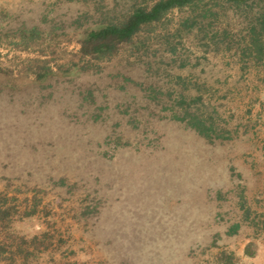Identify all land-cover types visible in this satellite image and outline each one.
<instances>
[{
  "label": "rangeland",
  "instance_id": "1",
  "mask_svg": "<svg viewBox=\"0 0 264 264\" xmlns=\"http://www.w3.org/2000/svg\"><path fill=\"white\" fill-rule=\"evenodd\" d=\"M133 1L0 0V264H264V0L83 47Z\"/></svg>",
  "mask_w": 264,
  "mask_h": 264
},
{
  "label": "trees",
  "instance_id": "2",
  "mask_svg": "<svg viewBox=\"0 0 264 264\" xmlns=\"http://www.w3.org/2000/svg\"><path fill=\"white\" fill-rule=\"evenodd\" d=\"M248 0H135L124 18L116 23L92 30L83 42L87 50L105 56L113 53L116 48L133 36L144 26L157 22L174 9H189L199 15L212 13V6L217 3L227 4L234 8L251 7ZM254 0H252V4ZM253 9V8H252ZM243 37L244 53L259 61L264 66V10H256L251 14Z\"/></svg>",
  "mask_w": 264,
  "mask_h": 264
}]
</instances>
